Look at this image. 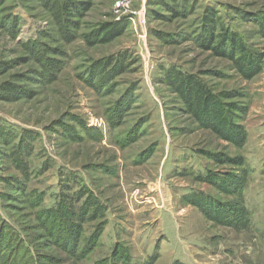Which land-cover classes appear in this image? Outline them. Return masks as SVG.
<instances>
[{
    "label": "rangeland",
    "instance_id": "1",
    "mask_svg": "<svg viewBox=\"0 0 264 264\" xmlns=\"http://www.w3.org/2000/svg\"><path fill=\"white\" fill-rule=\"evenodd\" d=\"M121 249L264 264V0H0V264Z\"/></svg>",
    "mask_w": 264,
    "mask_h": 264
},
{
    "label": "trees",
    "instance_id": "2",
    "mask_svg": "<svg viewBox=\"0 0 264 264\" xmlns=\"http://www.w3.org/2000/svg\"><path fill=\"white\" fill-rule=\"evenodd\" d=\"M108 31H109V28H107L103 32V34H105V37H103V38L102 37H98V40L107 41V39H108L107 36L110 35L108 33ZM176 73H177V75L180 76V79L183 78V80H184V74L183 73H181L179 71L176 72ZM8 89H9L10 94L12 96H15V93H16L15 89H13V88H8ZM61 210H62V206H59L58 209H54V210H52V212L55 213V214H58ZM103 227H104V224H100V226H99L100 232L98 233V230H96V232L94 233L95 236H93V238L88 241L89 243H91V242L95 243L96 237H97V241H100L101 234H102V231L101 230L103 229ZM96 233H97V235H96ZM94 239H95V241H93ZM94 245L96 246V244H94ZM116 252L117 251H114V253L112 254V257L106 262V264H117L116 263V258H115ZM118 256H119L120 261H122L121 264H131L132 263L131 260H130V258L128 257V254H127L126 250L121 249V252L119 253Z\"/></svg>",
    "mask_w": 264,
    "mask_h": 264
}]
</instances>
